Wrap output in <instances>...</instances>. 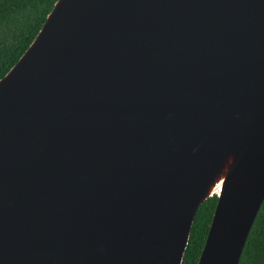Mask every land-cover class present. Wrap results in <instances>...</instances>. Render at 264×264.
Instances as JSON below:
<instances>
[{
	"label": "water",
	"instance_id": "obj_1",
	"mask_svg": "<svg viewBox=\"0 0 264 264\" xmlns=\"http://www.w3.org/2000/svg\"><path fill=\"white\" fill-rule=\"evenodd\" d=\"M238 264L264 201V0H56L0 78V264Z\"/></svg>",
	"mask_w": 264,
	"mask_h": 264
},
{
	"label": "trees",
	"instance_id": "obj_2",
	"mask_svg": "<svg viewBox=\"0 0 264 264\" xmlns=\"http://www.w3.org/2000/svg\"><path fill=\"white\" fill-rule=\"evenodd\" d=\"M56 0H0V78L31 43ZM217 197L196 211L182 264H197L209 231ZM238 264H264V201Z\"/></svg>",
	"mask_w": 264,
	"mask_h": 264
}]
</instances>
